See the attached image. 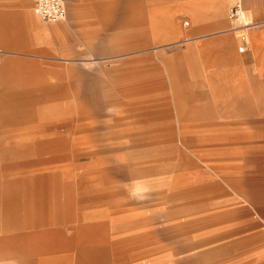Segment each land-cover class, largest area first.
<instances>
[{"label":"crops","instance_id":"crops-1","mask_svg":"<svg viewBox=\"0 0 264 264\" xmlns=\"http://www.w3.org/2000/svg\"><path fill=\"white\" fill-rule=\"evenodd\" d=\"M63 1L67 19L69 11L85 10L84 5L105 0ZM120 1L123 5L124 0ZM191 2L200 9L187 12L182 34L188 44L187 74L197 79L187 85L188 111L181 107L179 112L178 121L187 125V132L179 136L180 144L190 148L197 142L230 150L211 154L231 161L243 159L255 165V171L264 172V0H242V20L247 27L235 30L227 15L233 0ZM178 9L183 12L184 6L162 10L159 35L135 30L127 45L112 50L164 41L172 35L169 13L176 14ZM21 18L19 12L0 16L3 49L13 38L14 48L24 51ZM241 33H245L244 42ZM56 43L66 42L58 39ZM56 53L64 56L61 51ZM125 61L133 65L131 70L112 73L123 80L130 76L134 84L140 83L138 76L147 77L145 88L117 91L107 87L109 73L102 80L86 81L82 72L29 66L34 61L8 60L0 65V264H96L93 247L98 243L110 247L109 232L123 231L127 219L122 172L143 173L150 193L163 178L165 202L171 195L166 185L189 186L195 183L196 174H203L175 142L169 99L162 91L169 66L162 73L152 67L151 57ZM151 77L157 82H150ZM175 83L178 88L184 85ZM62 108L70 109L63 120ZM45 109H49L47 117L43 116ZM189 132L194 135L186 136ZM61 140L64 159L54 157L61 153ZM97 146H106L113 157H138L137 169L119 163L81 164L80 154ZM200 149L198 155L210 154ZM173 153L190 168L178 170L171 159ZM174 170H178L176 177L170 175ZM110 172L112 187L117 188L111 194ZM132 238L133 242L142 240L139 233ZM118 239L124 241V237Z\"/></svg>","mask_w":264,"mask_h":264},{"label":"rangeland","instance_id":"rangeland-1","mask_svg":"<svg viewBox=\"0 0 264 264\" xmlns=\"http://www.w3.org/2000/svg\"><path fill=\"white\" fill-rule=\"evenodd\" d=\"M31 4V0H0V16L5 12L22 13L24 28V51L14 48L11 44L13 38L8 41L6 49L0 44V65L8 60L34 61L29 66L34 64L54 72H82L86 81L102 80L109 73L107 87L117 91L145 88L143 83L149 80L138 76L136 79L140 83L134 84L132 77L123 80L112 73L115 70H131L133 65L125 61L129 58L143 60L151 57L152 67H158L162 73L169 66L167 86L162 91L169 99L175 142L181 152L203 170V174L196 171L199 175H195V183L189 186L188 183L180 186L174 182L166 185L171 193L166 202L163 178L158 180L156 191L150 193L149 181L144 179L143 173L122 172L120 180L121 189L125 191L127 219L122 225L123 231L109 232L110 247H105L104 243L93 247L96 264H264V172L255 171V165H247L243 159L234 158L231 161L225 156L211 154L230 150L199 146L194 140H191L190 144H194L190 148L180 144L179 136L181 132H187L184 128L187 125L182 120L178 121L179 112L181 107L188 111L187 85L197 79L187 74L189 61L185 49L188 44L182 31L185 21H188L187 12L200 8L191 0L189 4L185 0L184 3L181 0H124L123 5L120 0H105L98 5L86 4L85 10L69 11L66 20L47 22L32 12ZM182 5L183 12L178 9L176 14L169 13L168 26L172 35L164 41L133 50L122 47L118 51L112 50L115 46L127 45L129 35L135 30L152 31L155 36L159 35L163 26L162 10ZM127 16L129 21L125 20ZM58 39H65L66 43L59 45L56 43ZM58 51L64 56L58 55ZM183 51L186 54L181 58ZM154 72L152 75H155ZM153 78L150 82H157ZM176 81L184 85L178 88ZM48 111L45 109L44 117H47ZM69 112V108L61 109L62 120L68 117ZM185 134L194 135L190 132ZM235 141L232 140V143ZM60 142L63 149V140ZM62 149L55 158H67L63 152L65 149ZM199 149L210 154L200 156ZM135 159L138 157H113L106 146H97L82 152L79 162L85 166L119 163L133 165L135 170L139 165ZM171 159L175 167L178 165V170L179 167L190 168L186 160L176 153L171 155ZM178 170L171 171L170 175L176 177ZM112 174L109 173L110 194L117 191L116 187H112ZM243 226L247 227V231H240ZM136 233L142 240L133 242L132 237ZM119 237H124V241H120ZM244 238L246 242L243 243Z\"/></svg>","mask_w":264,"mask_h":264},{"label":"built area","instance_id":"built-area-1","mask_svg":"<svg viewBox=\"0 0 264 264\" xmlns=\"http://www.w3.org/2000/svg\"><path fill=\"white\" fill-rule=\"evenodd\" d=\"M32 12L43 21L59 22L67 17V8L63 0H31ZM228 19L232 22V30L245 29L247 25L243 23L242 0H233L228 9ZM240 40H246L245 33L240 34ZM244 48L240 47L242 51Z\"/></svg>","mask_w":264,"mask_h":264}]
</instances>
